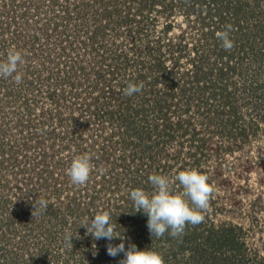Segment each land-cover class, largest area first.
<instances>
[{
    "label": "rangeland",
    "instance_id": "1",
    "mask_svg": "<svg viewBox=\"0 0 264 264\" xmlns=\"http://www.w3.org/2000/svg\"><path fill=\"white\" fill-rule=\"evenodd\" d=\"M60 6L66 7L64 15ZM68 13L81 18L80 33L82 28L92 31L97 20L104 34L93 44L85 38L84 50L80 35L74 34L69 44L59 46L72 52L59 48L51 62L38 48L37 57L31 56L32 37H39L42 49L47 43L58 45L51 41L61 28L56 20ZM9 16L17 17L10 28ZM69 22L62 19L71 35ZM227 25L234 41L230 51L216 36ZM40 27L50 32L43 34ZM5 28L8 33L1 36ZM15 30L18 43L11 39ZM12 49L30 58L20 66L22 82L10 83L7 93L0 88V131L6 132L0 136V201L6 202L0 214L21 213L36 223L34 228L46 226L47 212L32 215L33 202L45 198L49 211H59L60 219L71 224L69 210L79 202L89 211L78 219L86 226L111 204L119 203L124 211L132 190L151 193L150 175L171 177L196 169L213 189L197 237L184 248L178 244L183 235L151 240L148 217L135 215L137 227L124 236L125 249L135 244L138 250L156 251L164 264H264V0H0V61ZM123 58L128 65H119ZM106 66L121 69L112 76L113 91L126 78L143 82L142 91L123 96L118 109L117 103L108 104V112L120 118L129 114L125 119L94 116L104 101L94 71ZM63 75L72 79L71 87L56 82ZM28 85L38 91L32 98L25 95ZM55 92L64 93L63 103L49 98ZM33 98L30 115L24 102ZM72 118L80 119L86 132L79 134L83 127ZM78 142L94 162L84 186H74L67 175L69 157L81 154L75 153L81 150ZM172 190L182 191L179 182ZM37 234L34 230L33 243ZM54 234L57 244L44 248L51 254L78 249L64 245L66 233L57 225ZM208 236L212 241L207 242ZM16 241L0 229V264L41 258L34 255L36 247L20 251ZM107 244L103 238L94 240L90 251L105 252ZM101 259L118 263L116 257Z\"/></svg>",
    "mask_w": 264,
    "mask_h": 264
},
{
    "label": "trees",
    "instance_id": "2",
    "mask_svg": "<svg viewBox=\"0 0 264 264\" xmlns=\"http://www.w3.org/2000/svg\"><path fill=\"white\" fill-rule=\"evenodd\" d=\"M60 7L62 9L61 10L62 11L61 14L64 15L66 13V10H65L66 7L65 6H60ZM81 10L82 9H80L79 12H81ZM16 18L17 17H14V16H9L8 17L7 26L9 28H10V25L14 26L16 24V21H15ZM85 18L90 19L89 17H82V20H85ZM59 19L61 21L60 31H59L58 35H56L54 38L51 39V41H53V39L58 40L57 41L58 45H53L52 46V45H49L47 43L46 47H44L45 49H42L40 47L42 45L39 46L37 44L40 41L39 37L38 36L37 37H32V39L30 41L31 45H30V48H29L31 56L37 57V48H38V50H40L42 53L46 54L45 55V60H48V62H51V60L54 61L55 59H57L54 56H57L56 53H57V50L59 52V48H61V50L67 55H69L72 52L73 49H71V47H69V46H63V47H59V46L60 45L62 46V43L69 44L70 43L69 40L70 39H74V34L75 35H77V34L80 35V40H81V43L83 44L82 45L83 46L82 50H84V47H85V42H84L85 38L90 43L93 44L94 41H95V38L100 39L102 37V35L104 34L103 33V29L105 30V28L102 27L104 25H102L101 23H97V20H94V22H96V25H95V27H94V29L92 31L88 30V29L83 30V28H82V31L80 33L79 32L80 29H79V25L78 24L81 22V18H76L74 16L69 15V13H68V15L66 17L59 16V18L56 21L59 22ZM62 19H67L68 21H70L69 22V24H70L69 26L73 27L74 33H72L71 35L67 34L68 30L66 29L65 25L62 23ZM118 22H119L118 24L121 25V21L119 20ZM57 26H58V23H55L53 28L55 30H57ZM69 26H68V29H69ZM8 30H9L8 28H5V31H3L1 33V36H4L3 34H5L6 32L8 33ZM39 31L41 33H43V34L50 32V30L48 31L47 29H45L44 30L45 32H44L41 27H40ZM10 33L12 34V38L11 39H12L13 43H18L21 40V39H19V34H20L19 31L15 30L14 32H10ZM115 33H117V32H115ZM85 34H88V35L85 36ZM13 43L11 44V46H13ZM44 50H46V51H44ZM90 50H93V49L90 48ZM2 52H3V49H2ZM68 52H70V53H68ZM22 55H23L24 59H26V60L30 58L29 53L22 54ZM6 57H7V55H3L2 59L6 60ZM69 60H71V59H67V62H70ZM42 63H44V59H43ZM46 63H47V61H46ZM59 64L60 63L57 62V65H59ZM119 65L120 66L128 65V60L126 58H123V60L120 62ZM79 68L80 69H83V68L85 69L84 66L82 67L80 65H79ZM117 70L119 71L121 69L118 68V69H116V71H113V69H109V67L106 66V68L104 70H100L99 68H97L94 71V75L97 78L96 81L98 82L99 86L101 87L100 89H104V93H103L104 101H103L102 107H98L94 111V116L97 118V120L100 119V120L104 121L109 116H110V118H112V117L120 118L118 112H115V111L108 112V110L110 108L108 104H111V102L117 103L116 105H117V109H118L120 107V105H121L120 101H121L122 97L125 96L120 91L121 90L123 91L124 88L128 85V83H130L133 80H132V78L131 79L126 78L121 83V87L119 86L120 90L113 91V88L111 87L110 82L112 81V79H114L112 76L114 75V72L115 73L117 72ZM106 78H110V80L108 81ZM71 81H72L71 78H69L67 76H64V75H63L62 78H60V79L57 78L56 79V82H59V84H61L60 86L64 85V86L71 87V86H69ZM12 82H14V81L11 78H8V79L0 78V88L3 91H6V93H7L9 88H10V85H11L10 83H12ZM37 93H38V91H36V89L32 85H28L27 88L25 89V95L29 96L30 98L34 97ZM55 94H56V96H53V94L50 93L49 94V98L51 100H53V97L55 99L57 98V101L61 102V103H63V101H65V100H63L64 93H61L60 95H58L55 92ZM8 95H9V93H8ZM29 101L30 102L25 100L24 108H25V106H27L28 113H30V115H31V113H32L31 107L34 106L35 100L33 98V101H31V100H29ZM126 102L123 105L129 104V103H126ZM49 114H51V113H49ZM126 116H129V114H125V115L121 116L120 119H123V118L125 119ZM134 116H135V114H134ZM78 120L76 118H72L71 119L73 124L76 123L78 126L80 125L81 127H83L81 132H78L79 134H82L83 132H86V127H85L86 125L81 124V120L80 119H78ZM5 133L6 132L0 131V136H2V135L6 136ZM35 142L36 141H34V143ZM37 143L38 144H42V143H39V142H37ZM78 143H80V145H76V147L80 146L81 150L76 149V151L74 150L75 153L77 154L79 152V154L80 153L81 154H86L84 152L86 149L84 147H82L83 146L82 142H78ZM85 147H86V145H85ZM97 158H98V160H100L101 157H97ZM72 159H73V157L71 155L69 157V161L71 162ZM93 164H94V162H93ZM108 204H110L109 201H108ZM0 205H2V206L6 205V202L0 201ZM82 205L83 204H81L79 202L78 203L75 202L74 210H72V211L69 210L71 216L74 217V222L71 223V224H68V222L66 220L62 221L63 220L62 218L60 219V214L61 213H59V211H56V212L55 211H53V212L49 211V209L51 208V206L49 205V207H48L46 212L51 217L48 220V223H47L46 226H43V224H40L36 228H34V225H36V223L31 221L30 217L24 216L21 213L9 212V213L0 214V229L2 228V230L5 232V234H8V235L12 234L13 237L16 238V240H17L16 241V245H17L16 247L20 248V251H21V249H27V248L36 247L37 250H36V253L34 255H36L39 258L41 257V258L39 260L33 258L30 261L31 264H59V262H60V264H103V262H107L108 261V260L103 261V259H101L104 256H109L107 251H105V252L96 251L95 253L90 251V247L93 244L94 239H93V237L90 234L87 233L86 228H84V225L81 222L78 221V219L80 217H83V216H86L87 214H89V211L87 212V211H84L82 209ZM113 207L115 209H112ZM107 208H106V210L103 209V211H108L110 213L112 223L116 225V229L120 230L121 236H127L130 231H133V230L136 229L137 222L133 218V216L135 217V215H139L142 218L147 217L142 212H135L132 200L130 202H128V207L126 209H124V211H122L121 207H119V203H116L115 205L111 204L110 207L108 206ZM0 209H4V207H0ZM79 209H81V210H79ZM81 219L82 218H80V220ZM28 221H29V223H28ZM80 223H81V225H80ZM142 224H143V227H144V224H146V223H142ZM56 225H57L58 228H60V231L62 230L64 233H68L66 231V229H68V230L70 229L72 231L71 233L74 235L73 238H72V241H71L72 242V247L78 248V249H76V250H78L77 252H76V250H74V251L71 250L70 252H69V250H67V251L65 250V251H62V256H61V254L59 256L58 253L51 254L50 253L51 251H49V250L47 251V250L44 249L45 247H48V246H52V248H53V246L55 244H57V241H54L55 239H57V238L54 237V235H55L54 234L55 233V226ZM198 225L193 226V229H191V227H190L191 224L186 226L183 236L181 237L180 241L178 240L179 247L184 248V244L189 239L191 240V239H195L197 237L198 232H200V229L198 228ZM34 230H37V232H38V234H37L38 235L37 236L38 240H37V242L33 243L32 238L34 237V235H33ZM211 231H212V229L209 228V230L205 231V232L206 233L207 232L210 233ZM144 232L146 233V231H144ZM167 234H169V233L166 232L162 237L165 240L168 241V240L171 239V237H169ZM146 235L148 237H150L151 240L156 238L155 236H153V237L150 236L149 230L147 231ZM211 238H212V236H208L207 242L212 241ZM181 240H184L185 242H181ZM63 243H64V245H66L64 239H63ZM119 243H121V240H119ZM125 243H126V241L124 240V244ZM116 245H118V244H116ZM74 252H76V254H74ZM18 256H20V254H18ZM180 256L183 257V252L182 251L180 253ZM74 257H75L76 260H73ZM171 257L172 258H176V253L175 254H171ZM179 258L180 257L178 256L177 261L179 260ZM118 259L119 260L123 259V254L122 253L116 257L117 262H119ZM8 264H11V262L8 261ZM15 264H20V261H17Z\"/></svg>",
    "mask_w": 264,
    "mask_h": 264
},
{
    "label": "clouds",
    "instance_id": "3",
    "mask_svg": "<svg viewBox=\"0 0 264 264\" xmlns=\"http://www.w3.org/2000/svg\"><path fill=\"white\" fill-rule=\"evenodd\" d=\"M230 32L231 25H227L225 31L216 33L222 47L227 51L234 47ZM24 63V57L20 51L9 50L6 60L0 61V78H11L16 84H20L23 79L20 66ZM142 89L143 82L128 83L123 92L124 95L131 97L141 92ZM93 167L90 155H76L67 169V175L74 186H84L90 179ZM148 179L153 191L149 193L137 188L131 191L130 198L133 201L135 212H142L148 217L147 228L151 237L159 238L168 232L171 237L177 238L184 234L187 225L196 226L203 221V212L208 209L213 192L206 175L199 173L196 169H188L171 177L152 174ZM176 182H179L182 191L174 193L172 189ZM48 207L49 200L39 198L33 202L32 215L46 212ZM84 228L94 240L103 238L108 241L106 247L109 256L115 258L123 254V259L119 260L118 264H164L162 255L156 251H141L135 244H130L125 249V238L117 234L116 225L112 223L108 211L95 214L91 223L86 224ZM73 236L70 232L65 234L66 245L72 247ZM116 239H120L121 243L113 245L111 242Z\"/></svg>",
    "mask_w": 264,
    "mask_h": 264
}]
</instances>
